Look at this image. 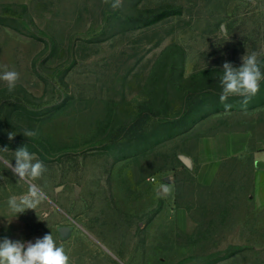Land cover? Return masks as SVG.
I'll return each mask as SVG.
<instances>
[{
    "label": "rangeland",
    "instance_id": "374dc122",
    "mask_svg": "<svg viewBox=\"0 0 264 264\" xmlns=\"http://www.w3.org/2000/svg\"><path fill=\"white\" fill-rule=\"evenodd\" d=\"M251 53L264 65V0H0V73L20 74L11 92L0 80V157L26 146L47 169L48 199L19 216L71 264H264L253 155L211 186L180 160L195 146L181 131L244 108L217 92ZM262 101L264 81L246 107ZM251 128L264 151V113ZM27 187L0 162V201Z\"/></svg>",
    "mask_w": 264,
    "mask_h": 264
},
{
    "label": "clouds",
    "instance_id": "9594fccd",
    "mask_svg": "<svg viewBox=\"0 0 264 264\" xmlns=\"http://www.w3.org/2000/svg\"><path fill=\"white\" fill-rule=\"evenodd\" d=\"M110 3L113 10L122 7L123 0H104ZM264 65L258 59L256 53L246 54L242 57V66L234 67L231 63L223 64V75L220 79L222 93L221 103H225L229 97L239 96L242 98L241 105L246 107L250 100L259 92L260 84L264 81ZM20 79V74L15 70H5L0 73V80L4 81L8 90L13 91ZM225 108L230 109L231 105L225 103ZM37 133L25 131V137H33ZM15 134L10 133L9 139ZM15 165L11 161L0 157V162L11 169L13 174L27 184V192L20 197L12 196L7 201L9 211L13 217L25 212L28 209L35 210L41 203L48 199L47 193L35 183L41 179L47 171L44 163L35 158L26 146L19 148L14 153ZM162 192L167 193L169 189L162 187ZM45 221V220H43ZM0 264H71L70 257L63 246H58L52 234H46L35 243L12 241L4 238L0 241Z\"/></svg>",
    "mask_w": 264,
    "mask_h": 264
},
{
    "label": "crops",
    "instance_id": "0c3cea01",
    "mask_svg": "<svg viewBox=\"0 0 264 264\" xmlns=\"http://www.w3.org/2000/svg\"><path fill=\"white\" fill-rule=\"evenodd\" d=\"M262 113L264 101L242 109L224 110L211 114L183 135L182 138L195 140L194 148L185 154L191 165L184 167L195 173L200 185L211 186L228 160L252 154L257 162L264 163V151L251 152L252 145L258 144L251 122ZM263 181L264 171H261L258 186ZM162 187H166V184L159 183L156 188L161 191ZM12 217L7 202L0 201V241L8 238L23 242L26 246L28 242L35 243L37 239H42L47 233L33 231L19 214ZM62 233L68 234L69 230H62Z\"/></svg>",
    "mask_w": 264,
    "mask_h": 264
},
{
    "label": "water",
    "instance_id": "95a60500",
    "mask_svg": "<svg viewBox=\"0 0 264 264\" xmlns=\"http://www.w3.org/2000/svg\"><path fill=\"white\" fill-rule=\"evenodd\" d=\"M245 1L251 2L252 0H245ZM180 160L183 162V164L186 167H190L191 164H190V161H189L188 158H186V157H180ZM257 167L264 169V163L257 162ZM75 194H76V196H79V188L78 187L75 190ZM62 230H65L66 231V230H69V228H63Z\"/></svg>",
    "mask_w": 264,
    "mask_h": 264
},
{
    "label": "trees",
    "instance_id": "16d2710c",
    "mask_svg": "<svg viewBox=\"0 0 264 264\" xmlns=\"http://www.w3.org/2000/svg\"><path fill=\"white\" fill-rule=\"evenodd\" d=\"M217 94L220 95L221 92L218 91ZM224 110H233V109H218V110H216V111L210 113L209 116H210L211 114L219 113V112L224 111ZM188 131H189L188 129H185V130L181 131L180 134H185V133L188 132ZM184 168H185V167H184ZM185 169H186V168H185Z\"/></svg>",
    "mask_w": 264,
    "mask_h": 264
},
{
    "label": "flooded vegetation",
    "instance_id": "af4514ba",
    "mask_svg": "<svg viewBox=\"0 0 264 264\" xmlns=\"http://www.w3.org/2000/svg\"><path fill=\"white\" fill-rule=\"evenodd\" d=\"M57 191V190H56Z\"/></svg>",
    "mask_w": 264,
    "mask_h": 264
}]
</instances>
